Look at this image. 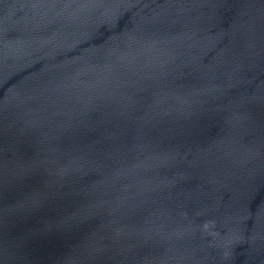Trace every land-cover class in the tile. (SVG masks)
Instances as JSON below:
<instances>
[{
	"label": "water",
	"instance_id": "1",
	"mask_svg": "<svg viewBox=\"0 0 264 264\" xmlns=\"http://www.w3.org/2000/svg\"><path fill=\"white\" fill-rule=\"evenodd\" d=\"M0 264H264V0H0Z\"/></svg>",
	"mask_w": 264,
	"mask_h": 264
}]
</instances>
